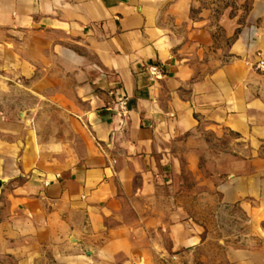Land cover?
Wrapping results in <instances>:
<instances>
[{"label": "crops", "instance_id": "obj_1", "mask_svg": "<svg viewBox=\"0 0 264 264\" xmlns=\"http://www.w3.org/2000/svg\"><path fill=\"white\" fill-rule=\"evenodd\" d=\"M204 1L0 0V264H264V0Z\"/></svg>", "mask_w": 264, "mask_h": 264}, {"label": "rangeland", "instance_id": "obj_2", "mask_svg": "<svg viewBox=\"0 0 264 264\" xmlns=\"http://www.w3.org/2000/svg\"><path fill=\"white\" fill-rule=\"evenodd\" d=\"M205 6L220 10L230 9V13L237 9V5L234 0H205ZM244 8V7H243ZM221 43H229L230 39L224 36L220 40ZM198 217L205 220L207 231L210 234L211 239L207 243L206 250L209 256L214 260L220 258L219 247L216 246L213 238L218 235H227L242 232L245 229V217L237 209L223 210L222 212H216L213 207L198 208ZM230 243H235V239H229Z\"/></svg>", "mask_w": 264, "mask_h": 264}, {"label": "built area", "instance_id": "obj_3", "mask_svg": "<svg viewBox=\"0 0 264 264\" xmlns=\"http://www.w3.org/2000/svg\"><path fill=\"white\" fill-rule=\"evenodd\" d=\"M254 67L260 71H264V58H261L258 60L255 64ZM148 71L153 75L155 78H158L162 74L161 67L159 65H151L148 67ZM125 96L121 95L119 98V103L122 108H124L125 104ZM171 258H174L173 256Z\"/></svg>", "mask_w": 264, "mask_h": 264}, {"label": "water", "instance_id": "obj_4", "mask_svg": "<svg viewBox=\"0 0 264 264\" xmlns=\"http://www.w3.org/2000/svg\"><path fill=\"white\" fill-rule=\"evenodd\" d=\"M1 182V181H0Z\"/></svg>", "mask_w": 264, "mask_h": 264}]
</instances>
